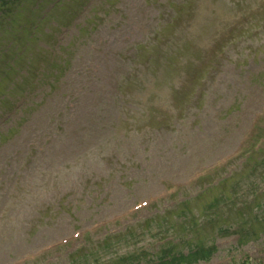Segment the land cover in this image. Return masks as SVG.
Returning a JSON list of instances; mask_svg holds the SVG:
<instances>
[{
    "label": "rangeland",
    "instance_id": "obj_1",
    "mask_svg": "<svg viewBox=\"0 0 264 264\" xmlns=\"http://www.w3.org/2000/svg\"><path fill=\"white\" fill-rule=\"evenodd\" d=\"M62 3L19 35L59 75L0 77V264H264V0Z\"/></svg>",
    "mask_w": 264,
    "mask_h": 264
},
{
    "label": "trees",
    "instance_id": "obj_2",
    "mask_svg": "<svg viewBox=\"0 0 264 264\" xmlns=\"http://www.w3.org/2000/svg\"><path fill=\"white\" fill-rule=\"evenodd\" d=\"M23 4H24V0H0V31H1V27H3L5 24L9 25L18 22L19 16L22 15L24 12ZM38 10H39L38 8L35 9L33 13H37ZM26 27H27L26 25L20 24L18 30L24 32V30L27 29ZM23 45L24 44H18L17 47H22ZM174 262L178 263L181 261L174 260Z\"/></svg>",
    "mask_w": 264,
    "mask_h": 264
}]
</instances>
